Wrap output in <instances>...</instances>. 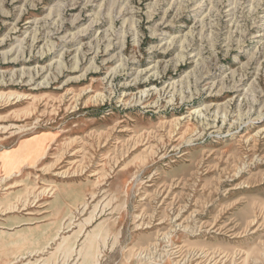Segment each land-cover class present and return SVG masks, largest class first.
Returning <instances> with one entry per match:
<instances>
[{"label": "rangeland", "instance_id": "1", "mask_svg": "<svg viewBox=\"0 0 264 264\" xmlns=\"http://www.w3.org/2000/svg\"><path fill=\"white\" fill-rule=\"evenodd\" d=\"M0 264H264V0H0Z\"/></svg>", "mask_w": 264, "mask_h": 264}]
</instances>
